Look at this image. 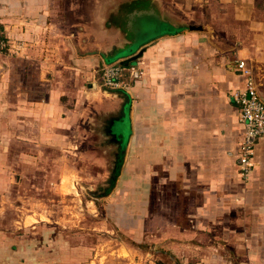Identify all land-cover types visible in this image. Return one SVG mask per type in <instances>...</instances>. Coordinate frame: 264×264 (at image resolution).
<instances>
[{
    "label": "crops",
    "instance_id": "0c3cea01",
    "mask_svg": "<svg viewBox=\"0 0 264 264\" xmlns=\"http://www.w3.org/2000/svg\"><path fill=\"white\" fill-rule=\"evenodd\" d=\"M0 32V125L11 118L21 141L88 143L87 155L104 120L123 159L104 198L113 231L63 236L53 262L264 264V138L247 179L232 98L239 61L264 72V0H0ZM135 57L126 90L99 86L103 65ZM33 119L55 131L22 133Z\"/></svg>",
    "mask_w": 264,
    "mask_h": 264
},
{
    "label": "rangeland",
    "instance_id": "374dc122",
    "mask_svg": "<svg viewBox=\"0 0 264 264\" xmlns=\"http://www.w3.org/2000/svg\"><path fill=\"white\" fill-rule=\"evenodd\" d=\"M144 25L154 27L150 17ZM260 74L257 81L259 89L264 90V72ZM102 123L97 128L102 132L101 141H92L87 155L81 149L88 143L79 146L75 142L65 147L21 141L15 138L11 118H6L4 127L0 125V135H4V140L0 139V264H30L29 260L31 264H61L53 262L56 254L52 253L56 252L54 243L63 236L77 242L79 238L86 240L78 237L81 230L87 232V238L99 229L103 233L113 231L107 221L104 198L118 179L115 174L123 159L111 157L114 148L103 141L108 124L104 120ZM41 124L33 119L22 133L35 137L55 131ZM114 235L120 248L136 250L120 232ZM123 255L126 256L124 250Z\"/></svg>",
    "mask_w": 264,
    "mask_h": 264
},
{
    "label": "built area",
    "instance_id": "2783aa9c",
    "mask_svg": "<svg viewBox=\"0 0 264 264\" xmlns=\"http://www.w3.org/2000/svg\"><path fill=\"white\" fill-rule=\"evenodd\" d=\"M9 46L7 37L0 32V52L6 51ZM235 70L246 79L244 87L233 93L232 98L239 107V121L245 131L240 143L239 164L243 176L248 179L256 166L257 145L264 138V100L259 93L254 71L247 62L239 61ZM99 73V86L107 92L126 90L130 86L129 81L141 76L139 62L136 58L129 61L106 63ZM127 77L130 79L127 80Z\"/></svg>",
    "mask_w": 264,
    "mask_h": 264
},
{
    "label": "trees",
    "instance_id": "16d2710c",
    "mask_svg": "<svg viewBox=\"0 0 264 264\" xmlns=\"http://www.w3.org/2000/svg\"><path fill=\"white\" fill-rule=\"evenodd\" d=\"M135 58H136V57H135ZM119 173H120V170H119V171L117 172V174H115V175H117V176H118V175H119ZM113 185H114V183H113Z\"/></svg>",
    "mask_w": 264,
    "mask_h": 264
},
{
    "label": "water",
    "instance_id": "95a60500",
    "mask_svg": "<svg viewBox=\"0 0 264 264\" xmlns=\"http://www.w3.org/2000/svg\"><path fill=\"white\" fill-rule=\"evenodd\" d=\"M256 82H257V80H256ZM258 84V83H257ZM259 88V87H258ZM260 93V92H259Z\"/></svg>",
    "mask_w": 264,
    "mask_h": 264
}]
</instances>
